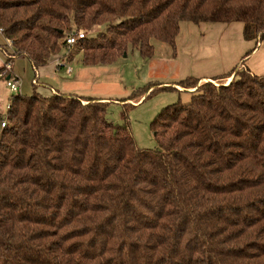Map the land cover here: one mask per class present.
Listing matches in <instances>:
<instances>
[{
  "label": "trees",
  "instance_id": "obj_1",
  "mask_svg": "<svg viewBox=\"0 0 264 264\" xmlns=\"http://www.w3.org/2000/svg\"><path fill=\"white\" fill-rule=\"evenodd\" d=\"M183 22L241 23L255 47L238 70L176 83L194 91L156 116L157 149L108 121L103 99L12 95L0 264H264V75L245 64L264 41V0H0V50L36 71L68 35L104 26L76 43L82 67L128 46L151 59V40L173 47Z\"/></svg>",
  "mask_w": 264,
  "mask_h": 264
},
{
  "label": "rangeland",
  "instance_id": "obj_2",
  "mask_svg": "<svg viewBox=\"0 0 264 264\" xmlns=\"http://www.w3.org/2000/svg\"><path fill=\"white\" fill-rule=\"evenodd\" d=\"M242 29L241 23L183 22L180 23L173 47L151 40L154 55L151 59H144L137 49L128 46L125 54L105 66L81 67L79 44L62 48L57 57L51 58L47 65L36 71L23 58L14 60L13 66L5 62L0 67V115L4 118L12 95L18 93L49 97L52 90H57L100 98L109 102L107 120L117 125L126 124L139 149H157L158 137L154 136L153 127L156 116L167 106L187 103L190 92L194 91L183 89L176 83L188 78L214 79L234 68H242V58L255 47L254 41L243 39ZM104 32V26H97L89 32L76 33H82L87 38H99ZM3 47L9 49L10 45L7 43ZM255 51L257 54L253 53L252 60L245 64L254 74L264 75V56H261V52H264L263 42L256 46ZM11 66L18 76L16 93L6 86L7 77L11 80ZM33 78L37 81V87L31 83ZM230 80L219 82L227 84ZM202 82L206 81L200 80L197 86ZM148 87L149 91L141 100L134 98Z\"/></svg>",
  "mask_w": 264,
  "mask_h": 264
},
{
  "label": "crops",
  "instance_id": "obj_3",
  "mask_svg": "<svg viewBox=\"0 0 264 264\" xmlns=\"http://www.w3.org/2000/svg\"><path fill=\"white\" fill-rule=\"evenodd\" d=\"M8 42H7V40H6V38L0 33V47H3V46H6V44H7ZM263 44H264V41H263ZM262 46V44L260 45V47ZM8 49V48H7ZM10 49V48H9ZM256 50V49H255ZM254 54L256 53V51H254L253 52ZM252 53V55L248 58V60L247 61H249L250 59L252 60V56L254 55ZM257 54V53H256ZM255 54V55H256ZM262 54H264V52L262 53L261 52V56H264V55H262ZM17 59V58H16ZM16 59H14V60H16ZM13 60V61H14ZM13 61L10 63L12 66H13ZM80 61H81V58H80ZM6 62V57H5V55L1 52V50H0V67L3 65V63H5ZM260 62H263V60H261ZM12 66H11V74H10V79L12 80V81H16L17 79H18V76H16L15 75V73L13 72V68H12ZM30 66H31V64H30ZM82 67V66H81ZM31 68H32V66H31ZM58 69V68H57ZM32 70H33V68H32ZM201 80H204V81H207L209 78H206V77H201L200 78ZM17 82V81H16ZM31 83H32V85L34 86V85H36V87H37V81L35 80V78H33L32 79V81H31ZM8 88V87H7ZM55 92H59V91H57V90H52V92H51V94H53V93H55ZM59 93H61V94H71V93H66V92H62V91H60ZM19 94V93H18ZM20 95H22V94H20ZM31 94H29V95H27V96H30ZM75 95V94H74ZM23 96H26V95H23ZM42 96V95H41ZM43 97H45V96H43ZM7 109H8V106H7ZM7 109H6V111H7ZM5 111V112H6Z\"/></svg>",
  "mask_w": 264,
  "mask_h": 264
},
{
  "label": "built area",
  "instance_id": "obj_4",
  "mask_svg": "<svg viewBox=\"0 0 264 264\" xmlns=\"http://www.w3.org/2000/svg\"><path fill=\"white\" fill-rule=\"evenodd\" d=\"M85 38V35L80 33H74L71 35H68L65 38V44L69 47L72 46L74 44H76L79 40ZM9 43V42H8ZM68 71L70 72V70L68 69ZM6 86L8 87V89L12 92V93H16L18 91V86H17V82L16 81H12V80H6ZM5 119L2 118V121L0 123V128H4L5 127Z\"/></svg>",
  "mask_w": 264,
  "mask_h": 264
},
{
  "label": "water",
  "instance_id": "obj_5",
  "mask_svg": "<svg viewBox=\"0 0 264 264\" xmlns=\"http://www.w3.org/2000/svg\"><path fill=\"white\" fill-rule=\"evenodd\" d=\"M9 79V77H7V80Z\"/></svg>",
  "mask_w": 264,
  "mask_h": 264
}]
</instances>
